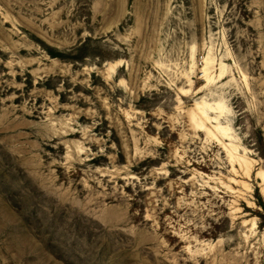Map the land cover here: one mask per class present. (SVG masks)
Returning a JSON list of instances; mask_svg holds the SVG:
<instances>
[{"label":"rangeland","instance_id":"374dc122","mask_svg":"<svg viewBox=\"0 0 264 264\" xmlns=\"http://www.w3.org/2000/svg\"><path fill=\"white\" fill-rule=\"evenodd\" d=\"M0 264H264V0H0Z\"/></svg>","mask_w":264,"mask_h":264},{"label":"bare ground","instance_id":"6f19581e","mask_svg":"<svg viewBox=\"0 0 264 264\" xmlns=\"http://www.w3.org/2000/svg\"><path fill=\"white\" fill-rule=\"evenodd\" d=\"M216 109L219 110V112H224V108H223V104L221 102H218L216 104ZM218 112V114L220 115V113ZM202 114V113H201ZM218 114H217V117H218ZM194 118V117H193ZM202 118V117H201ZM205 119V118H204ZM207 119V118H206ZM207 121V120H206ZM196 124L197 126L202 129V130H205L209 133H211V130L206 126L205 122L203 120H199V119H196ZM217 129H219L221 132H223L224 136H227V137H230V133H229V127L227 125H223V124H218L217 126ZM226 148L228 149L229 153H231V156L233 157V153L231 148H229L228 146H226ZM237 157V156H236ZM241 157V156H240ZM235 158V157H234ZM237 159V158H236ZM247 161V160H246ZM241 164H246L247 165V162H245V160H242L241 161ZM249 171V170H248ZM249 202V201H248ZM255 226V224H254ZM255 228V227H253Z\"/></svg>","mask_w":264,"mask_h":264}]
</instances>
